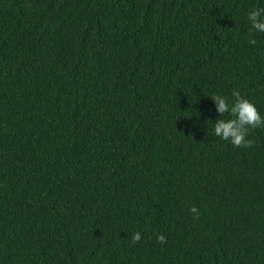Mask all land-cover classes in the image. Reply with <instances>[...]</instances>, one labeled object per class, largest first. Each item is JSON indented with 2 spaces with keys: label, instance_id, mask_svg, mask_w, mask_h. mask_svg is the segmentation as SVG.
<instances>
[{
  "label": "trees",
  "instance_id": "trees-1",
  "mask_svg": "<svg viewBox=\"0 0 264 264\" xmlns=\"http://www.w3.org/2000/svg\"><path fill=\"white\" fill-rule=\"evenodd\" d=\"M254 8L0 0V264H264V127L211 100L264 117Z\"/></svg>",
  "mask_w": 264,
  "mask_h": 264
},
{
  "label": "clouds",
  "instance_id": "clouds-1",
  "mask_svg": "<svg viewBox=\"0 0 264 264\" xmlns=\"http://www.w3.org/2000/svg\"><path fill=\"white\" fill-rule=\"evenodd\" d=\"M248 21L251 28L264 32V8H254L248 14ZM250 44L255 45V39L249 40ZM234 100L230 105L228 99L221 94H214L211 100L214 101L216 111L221 117L228 114V119H218L214 123V134L225 141H229L234 148H251L253 140L248 138L250 129L264 127V117L261 116L258 109L249 99L242 96L239 91L234 90L232 93ZM190 211L198 217V210L193 206ZM142 239L141 233L136 232L132 237L135 244ZM161 244L167 242L163 234L156 237Z\"/></svg>",
  "mask_w": 264,
  "mask_h": 264
}]
</instances>
